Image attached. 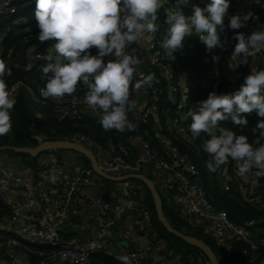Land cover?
Instances as JSON below:
<instances>
[{"label": "built area", "instance_id": "built-area-1", "mask_svg": "<svg viewBox=\"0 0 264 264\" xmlns=\"http://www.w3.org/2000/svg\"><path fill=\"white\" fill-rule=\"evenodd\" d=\"M17 5L28 9L36 6L35 0H0V19L5 16L17 19L21 26L14 32L24 27L23 31L27 34L24 40L27 46L23 47V63L20 66L14 65L13 58L17 51H10L12 65L42 71V67L47 63L44 57L52 52V46L56 41L40 42L37 39L39 28L35 17L30 18L25 16L27 14L23 15ZM165 6L168 10L173 8L168 0ZM250 20L258 21L256 15H252ZM0 38H2L1 35ZM163 39L155 34V38L150 43H146L145 39L141 38L138 44L150 54L148 65L159 70L164 80L163 97L167 100L166 105L163 106V112L166 115L164 122L158 110L160 108L159 98L163 90L160 80L155 77L150 85H146L139 91L134 90L132 101L135 102V107L129 112L134 125V134L125 143H109L103 148L87 136L78 133H74L69 141L90 150L95 156L99 169L106 174L123 176L148 171L157 191L168 196L182 213L188 227L200 229L212 235L218 245L223 248L232 242L245 245L246 248L239 253V257L247 263H252L251 254L258 248L264 249V236L257 238L251 233H246L243 229L234 226L224 211L215 209L198 182L194 165L178 153L169 138L161 134L162 130L166 129L187 140L192 139L188 125L182 123V118L189 111L188 90L185 93V88L188 89L187 79L180 65L178 54L175 52L173 54L175 58L170 60L161 47ZM89 51L96 53L95 48ZM232 52L231 46L228 50L230 70H235L238 67V58L232 56ZM105 59H113V57ZM248 59L249 67L245 77L260 68L264 55L260 52L249 56ZM148 74L154 73L151 69L142 68L137 71L136 76L139 80ZM45 81L47 82V78ZM218 85V82L209 83L208 90L218 95L232 93L230 90L220 91ZM21 86L20 82H16L8 88L13 97ZM80 87L84 91L87 90L85 85L80 84ZM41 88L43 87L27 88L33 106L40 108L50 106L59 118L87 115L100 122V113L93 112L85 103L84 97L46 99L41 96ZM169 112L173 114L172 117L168 116ZM252 113L245 114L251 115ZM145 127H149L151 133L155 134L162 153L152 148L147 137L149 133L141 131ZM112 131L115 137L120 133L116 130ZM258 141L259 144H264V138ZM259 144L255 143L254 146H259ZM202 145L204 148V144ZM226 167L228 170L224 175V190L233 189L249 204L259 202L260 185L256 178L251 173L240 176L234 161L231 165H223L222 175ZM46 172L47 176L55 174L58 179L55 183L51 182L53 192L44 194L40 193L30 180L13 173L0 161V205L7 207L10 212L9 217L0 218V232L5 234L2 238L8 240V247L19 250H26L31 245L52 248L53 254L46 256L41 264L49 262L53 264H91L90 258L97 255L112 257L120 264H180L178 258L166 251L164 244L157 239L147 213L140 215L142 220L133 225L126 223V218L131 216L129 214H136L141 199L144 197L143 190L139 191L138 199L130 191H122L119 194L120 197L110 208L104 204L102 198L94 197L90 204L93 220L91 222L92 233L88 241L82 243L64 239L63 232L74 225L71 221L76 197L83 191L95 189L97 175L91 168L84 167L79 162L71 164L67 176H63L61 166L57 162L48 166ZM20 222L23 223L22 226ZM78 228L80 229L79 226ZM138 233L141 234L138 240L146 244L145 248L139 244L136 249L130 248L129 250L113 246L121 239H130L133 236L137 238ZM8 256L9 264L24 263V258L19 253L10 251ZM0 264L4 263L0 261Z\"/></svg>", "mask_w": 264, "mask_h": 264}, {"label": "clouds", "instance_id": "clouds-1", "mask_svg": "<svg viewBox=\"0 0 264 264\" xmlns=\"http://www.w3.org/2000/svg\"><path fill=\"white\" fill-rule=\"evenodd\" d=\"M167 0H35L34 16L37 21L40 42L55 40L52 52L42 73L47 77L40 93L43 98L61 99L76 92L79 84L87 86L84 101L93 112L100 113V124L105 131L120 133L134 130L128 113L135 107L130 100V90L139 91L155 80L148 74L136 80L135 73L140 60L128 51L134 43L145 39L150 43L159 31L158 11ZM191 5V14L184 9ZM230 0H208L203 6L193 0H175L174 7L166 12V23L170 25L161 47L170 60L183 48L187 37L198 36L206 51L224 48L221 33L227 26L238 30L246 28L253 13L229 16ZM258 19V17H257ZM232 56L239 57L241 64L249 56L264 51V28L251 34L236 32ZM95 48L93 55L89 50ZM113 57V59H105ZM213 55V62L219 61ZM11 75L0 61V136L12 129L11 110L16 100L8 89L5 76ZM185 88V93L187 92ZM256 112L264 118V69L253 71L245 78L240 88L231 94L211 92L189 110L183 117L191 120L189 125L193 137L206 134L209 139L204 151L211 160L206 162L209 171L215 172L229 160L237 165L240 176L256 169L255 175L264 176V144L249 142L246 135H237L230 128L221 126L230 120L234 125L248 124L245 113ZM255 130L264 138V119L258 120ZM55 183L57 175L48 177Z\"/></svg>", "mask_w": 264, "mask_h": 264}, {"label": "trees", "instance_id": "trees-1", "mask_svg": "<svg viewBox=\"0 0 264 264\" xmlns=\"http://www.w3.org/2000/svg\"><path fill=\"white\" fill-rule=\"evenodd\" d=\"M174 7L175 0H168ZM208 0H193V3L198 4L203 7ZM229 16L240 15L241 13H253L258 17V21H249L246 28H241L238 30L230 29L227 26L228 16L225 17V28L224 32L221 33V39L224 42V48H216L213 52L206 51L205 45L199 41L198 37L193 35L187 37L183 48L178 50L176 53L180 59V65L183 68V72L188 83V92L190 96L189 110H195V107L200 101L207 99L208 94L211 93L208 90L209 83L218 82L219 90L226 92L230 90L232 93L238 90L241 86L242 80L247 74L249 67V59L247 58L246 64L240 63V58H238V67L235 70H230V60L228 57V50L232 46L234 49L237 41L235 40L236 32H244L246 35L251 34L253 31L260 30L262 24L264 23V0H230ZM18 9L23 12V15L28 16L35 8H25L22 5H17ZM167 7L160 9L158 11V19L156 23L159 25V31L156 33L157 37L160 39L165 38L167 29L170 27L166 23V12ZM186 15L191 14L190 5L184 9ZM13 21V18H11ZM24 27L18 32H14L10 29L4 37L0 38V61H3L6 66L11 69V75L5 76V81L8 88L16 83L20 82L22 86L18 88L15 94L16 103L11 110V120L12 129L5 135L0 136V151H4L8 155H12L15 158L25 159L26 166L34 171V174H38V157L31 158L28 155L20 154L14 152V148H35L38 145V138L43 141H64L69 140L74 133L85 135L92 141L105 148L109 143H125V141L134 134V130L125 131L124 133H118L117 137L112 130L105 131L100 122H97L87 115L77 116L75 118H62L57 117L54 113L52 107L40 108L32 105L27 88L34 89L35 87H45L46 76L42 71H36V69L20 68L12 65V58L10 57V51L16 52L20 48L27 46L24 43L27 34L24 33ZM130 53L137 56L140 60L139 65L135 73V79H137V71L142 68L151 69L155 77L160 80L162 85V98L159 101V112L162 122H164L165 113L163 109L166 105L167 100L163 97L165 86L164 80L161 78L159 70L149 66V53L146 49L139 46L138 42L131 45L128 49ZM95 55L96 53H92ZM264 55V51L261 52ZM218 55L220 57L219 61L213 62L212 56ZM260 69H264V61L262 62ZM88 90V89H87ZM80 87L77 86V90L72 95H66L65 97H84L85 93ZM134 98V90H130V100ZM248 121L246 126L234 125L230 120L222 121L221 126L232 129L237 133V135H246L250 143L255 145L256 141L261 139L258 134V130H255V126L260 119L256 112L254 111L251 115L242 114ZM169 117L173 114L169 112ZM128 118L130 119V113H128ZM132 122V121H131ZM182 123L185 125H190L191 120H184L182 118ZM141 131L148 132V140L154 148L159 153H162L155 134L151 133L149 127L142 128ZM162 135L169 138L172 145L177 148L178 153L191 162L197 170V178L200 186L202 187L204 194L211 205L220 211H224L230 221L237 228L243 229L246 233H251L257 238L264 236V176L258 177L255 175L256 169H253L251 174L256 178L258 184L260 185V200L255 204H249L244 201L242 197L235 192L233 189L228 191L224 190L223 187V177L221 166L215 172L209 171L206 162L211 160L209 154L204 151L203 145L209 139V137L201 133L199 137H192L191 140H187L181 136L176 135L173 131H168L163 129ZM58 157L59 152H50ZM60 155L58 159L63 160ZM83 158V157H82ZM79 162V161H76ZM233 161L229 160L227 165H231ZM84 165V167L90 168V163L87 159L83 158L79 162ZM149 180H152V176L141 172ZM132 180L128 182L127 190L136 195L135 198L138 199L139 189L132 185ZM222 184H221V183ZM117 184L108 180L97 177V182L95 189L92 193L93 197L102 198L104 204L110 208L117 199L120 197V190ZM144 197L141 199V203L136 210V214H133L136 218L135 222L142 220V216L145 213L149 216V222L154 228L157 239L164 244L166 251L173 253L179 260L180 264H205L206 259L202 253L198 250L189 247L182 240L170 235L162 227V225L157 220V215L154 209L153 200L150 193L143 186ZM162 200V209L164 217L172 228L176 231L195 237L202 242H204L214 255L220 264H264V249L258 248L251 254L253 259L252 263H247L240 259L239 253L246 248L245 245L232 242L225 248L218 245L217 240L210 234L204 232L200 229H193L186 225L182 213L175 207L174 203L169 200L168 196L159 192ZM91 199V198H90ZM9 209L0 205V218L9 217ZM141 217V218H140ZM72 224L80 226L82 221L73 215L71 221ZM2 232H0V261L4 264L10 263V258L8 253L14 251L19 253L24 259H26L27 264H41L46 256L52 255L54 250L48 246H38L31 245L28 249H16L8 247V240L3 237ZM141 235V234H140ZM67 239V238H64ZM91 264H120L115 261L112 257H106L102 255L93 256L90 258ZM48 264H53L49 262Z\"/></svg>", "mask_w": 264, "mask_h": 264}, {"label": "water", "instance_id": "water-1", "mask_svg": "<svg viewBox=\"0 0 264 264\" xmlns=\"http://www.w3.org/2000/svg\"><path fill=\"white\" fill-rule=\"evenodd\" d=\"M23 59H24V48H20L16 52L13 58L14 65L20 66L23 63ZM37 140H38V145L35 148H14L12 150L16 153L28 155L33 159L47 152H54V153L59 152V151L73 152L87 159L90 163V168L95 172V174L99 178H102L104 180H108V181H111L117 184H124L126 187L128 186L129 181L136 180L140 182L144 186V188L150 193L151 198L153 200L154 209L157 215V220L162 225V227L166 230V232L182 240L189 247L194 248L198 250L200 253H202L206 259L205 264H220L216 256L210 249V247H208L204 242H202L201 240L195 237L184 235L176 231L174 228L170 226V224L167 222L166 218L164 217V213L162 209V200H161L160 194L157 191L155 185L147 177H145L142 174H127L123 176H112V175L106 174L105 172L99 169L94 154L82 145L73 143L69 140L43 141L40 138H38ZM227 170H228L227 167L224 168V172H223L224 175L227 173ZM22 225L23 223L20 222V226ZM63 233L67 235H75V234L79 235L81 234V231L78 227H72L64 231ZM108 235L110 236V233ZM140 245L143 248L146 247V244L144 242H140Z\"/></svg>", "mask_w": 264, "mask_h": 264}, {"label": "crops", "instance_id": "crops-1", "mask_svg": "<svg viewBox=\"0 0 264 264\" xmlns=\"http://www.w3.org/2000/svg\"><path fill=\"white\" fill-rule=\"evenodd\" d=\"M159 145V144H158ZM63 154V160L60 161L58 159V157L54 154H52L51 157H42L38 156V174H34V171L31 170L29 167L26 166V160L25 159H19V158H13V160L11 161V164L8 166L9 170L12 171L13 173L22 176L23 178L30 180L33 184L34 187L40 192V193H48V192H53V187H51V184H49L48 182V177L46 175V170L48 166H51L54 162H57L62 169L63 172V176H67L68 172L70 171V166L72 163L76 162L77 160H75L72 156L66 154V153H62ZM61 157V158H62ZM3 160V159H2ZM0 159V161L2 163H4ZM146 174L150 175V173L147 171ZM223 177V181L225 182V177L224 174L222 175ZM223 182V184H224ZM37 185V186H36ZM120 185H118L119 187ZM122 188H119L120 193L124 190H127L128 186L126 187L125 185L121 186ZM42 189V191H40L39 189ZM142 189H140L139 191H141ZM92 193L93 190L88 189L87 191H83V193L81 195H78L75 199V207H74V215L77 216V218H79L82 221V224L79 226L80 227V231L81 234H75V235H67L63 233L64 238H67V240L69 241H77V242H82V243H86L88 241V239L91 236L92 233V220H93V215H92V208H91V202L93 201L92 198ZM140 193V192H139ZM144 193V192H142ZM91 198V199H90ZM134 213H131L129 215L130 218H126V223L127 224H135V220L136 218L133 215ZM133 215V216H132ZM76 225H73L72 227H74ZM78 227V226H76ZM71 228V227H70ZM69 228V229H70ZM66 231V230H65ZM137 234V233H136ZM140 237V234L138 233V236L136 238V236H133L130 239H121L120 241H117L116 243L113 244V246H115L118 249H123V250H129L130 248L132 249H136L139 245H140V240H138ZM71 238V239H70ZM139 244V245H137ZM23 264H26L27 261L25 259Z\"/></svg>", "mask_w": 264, "mask_h": 264}, {"label": "rangeland", "instance_id": "rangeland-1", "mask_svg": "<svg viewBox=\"0 0 264 264\" xmlns=\"http://www.w3.org/2000/svg\"><path fill=\"white\" fill-rule=\"evenodd\" d=\"M36 7V6H35ZM34 11H35V9L34 10H32V12L31 13H29L28 14V17H30V18H34L35 16H34ZM12 23H15V24H12ZM19 21L17 20V19H13V21H11V19H10V17H8V16H5V17H3L2 19H0V35H1V37H4L5 36V34L10 30V29H13V30H17V29H19V27L21 26V23H19ZM63 153H66V154H68V155H70V156H72L75 160H77V161H82L83 160V158L81 157V156H79L78 154H76V153H73V152H65V151H63ZM60 155H62L63 156V154L62 153H60ZM60 155H58V157L60 156ZM41 156V155H40ZM51 157L52 156V154L50 153V152H47V153H43L42 154V157ZM13 158H14V156H12V155H8V154H6L4 151H0V159L4 162L3 164L4 165H6L7 167L11 164V161L13 160ZM9 168V167H8ZM49 181V180H48ZM49 184H51V182L49 181L48 182ZM221 183V182H220ZM222 184V183H221ZM132 185L134 186V187H136L137 189H142V190H144L143 189V185L140 183V182H138V181H136V182H132ZM37 186V185H36ZM118 188H122L121 187V185L118 187ZM40 191H42V189L40 188L39 189ZM71 239V238H70Z\"/></svg>", "mask_w": 264, "mask_h": 264}]
</instances>
